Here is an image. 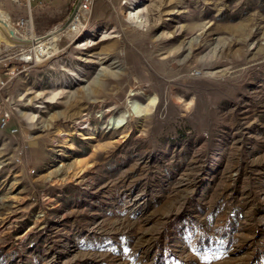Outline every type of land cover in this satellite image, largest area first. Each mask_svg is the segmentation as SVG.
Masks as SVG:
<instances>
[{
    "label": "rangeland",
    "instance_id": "rangeland-1",
    "mask_svg": "<svg viewBox=\"0 0 264 264\" xmlns=\"http://www.w3.org/2000/svg\"><path fill=\"white\" fill-rule=\"evenodd\" d=\"M14 1L62 33L25 68L0 36V264H264V0Z\"/></svg>",
    "mask_w": 264,
    "mask_h": 264
},
{
    "label": "built area",
    "instance_id": "built-area-1",
    "mask_svg": "<svg viewBox=\"0 0 264 264\" xmlns=\"http://www.w3.org/2000/svg\"><path fill=\"white\" fill-rule=\"evenodd\" d=\"M95 0H78L75 9L72 12L71 20L65 24L67 25V29L70 27L74 30L77 28V32L82 27V23L88 18L89 14L91 13L93 4ZM32 28V21L29 18H20L19 21L13 23V32L14 35H11L13 41V48H15V52L11 54V56H6L8 58H15L23 65L22 67L25 68L26 66H35L36 64L43 62L38 61L36 59L35 53V46H33V36L31 31L27 29ZM66 29V30H67ZM35 31H33L34 33ZM75 32V33H77ZM31 44H27L25 41H30ZM13 73V72H12ZM7 73V74H12ZM10 76V75H8ZM10 81V78H0V89L6 87V84ZM10 124V112L5 109L3 103L0 101V127L2 129H7ZM17 129H12V132H16Z\"/></svg>",
    "mask_w": 264,
    "mask_h": 264
},
{
    "label": "bare ground",
    "instance_id": "bare-ground-1",
    "mask_svg": "<svg viewBox=\"0 0 264 264\" xmlns=\"http://www.w3.org/2000/svg\"><path fill=\"white\" fill-rule=\"evenodd\" d=\"M137 17V16H136ZM77 28H75L74 30L70 27L69 29H67L69 32H77L76 30ZM27 30L31 31L32 28H28ZM61 30L56 29L55 31L50 32L47 36L45 37H39L35 34V32L33 33V31H31L33 39H32V44L33 46H35V53H36V59L38 61H44V59L49 58L51 55L55 54V42L58 40L59 38V34L62 33ZM60 32V33H59ZM0 36L1 39L5 40L6 42L10 43L8 48H6L5 52L8 53H12L15 52V48H13V44L10 42V37L11 35H14L13 32V26L10 22V18L8 16L5 15V13L0 9ZM15 36V35H14ZM27 44H31V40L30 41H25ZM4 52V53H5ZM13 54V53H12ZM11 55V54H10ZM7 55V56H10ZM155 98L152 100V103H155ZM157 102V101H156ZM146 110V109H145ZM140 108L138 107H132V109H129L128 113H125L124 115H122L121 118H118L116 120H113V123L117 126H123L125 124V121L128 117L130 116H135V114H139L140 113Z\"/></svg>",
    "mask_w": 264,
    "mask_h": 264
},
{
    "label": "crops",
    "instance_id": "crops-1",
    "mask_svg": "<svg viewBox=\"0 0 264 264\" xmlns=\"http://www.w3.org/2000/svg\"><path fill=\"white\" fill-rule=\"evenodd\" d=\"M14 0H0V5L10 8ZM32 9H50L54 16H60L63 12L77 3V0H27ZM15 2V1H14ZM3 8V7H2ZM74 10V9H73ZM73 10H71L73 12ZM70 11V12H71ZM71 12V13H72ZM11 22V21H10Z\"/></svg>",
    "mask_w": 264,
    "mask_h": 264
}]
</instances>
